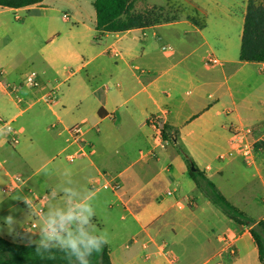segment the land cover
<instances>
[{"label":"crops","instance_id":"0c3cea01","mask_svg":"<svg viewBox=\"0 0 264 264\" xmlns=\"http://www.w3.org/2000/svg\"><path fill=\"white\" fill-rule=\"evenodd\" d=\"M238 1L135 0V12L171 5L182 12L172 21L122 33L96 29L94 0L0 6L3 82L21 85L34 70L17 75L15 55L23 43L25 58L19 60H29L43 81L39 89L21 86L14 96L0 91V114L14 120L19 132L17 144L0 132V236L24 245L71 246L98 235L112 264H215V250L230 234L236 255L223 264H261L249 228L234 223L197 187L179 149L230 202L264 221V144L251 161L220 158L230 150L233 128L264 129V81L258 94L249 81L255 66L264 75V63L241 61L238 42L231 40L235 28L241 47L248 0L236 13ZM162 40L173 45L159 48ZM190 55L194 59L181 65ZM209 57L219 64H208ZM55 84L59 99L46 105L40 98ZM75 124L84 125V139L94 150L70 162L66 154L77 147L67 129ZM164 126L176 139L162 137ZM103 172L117 177V191L92 190V182L103 183ZM16 174L32 194L4 191ZM233 183L248 185L249 192L240 188L236 195ZM42 195L47 197L38 228L24 231L32 220L25 202ZM183 197L193 205L177 206ZM62 219L66 230L49 237L45 231ZM199 230L207 232L205 243L190 245ZM74 238L76 243L66 244Z\"/></svg>","mask_w":264,"mask_h":264},{"label":"trees","instance_id":"16d2710c","mask_svg":"<svg viewBox=\"0 0 264 264\" xmlns=\"http://www.w3.org/2000/svg\"><path fill=\"white\" fill-rule=\"evenodd\" d=\"M43 0H0L1 7L22 8L39 5ZM135 0H94L96 29L100 33H122L135 28H146L177 18H162L155 11H133ZM240 60L264 63V0H248L241 37ZM162 137L176 139L167 126ZM256 148V147H255ZM187 163L188 173L206 197L237 225L249 228L264 264V221L256 220L234 205L195 164L192 157L179 146ZM196 170L192 171L191 167ZM0 264H112L108 244L93 235L71 246L54 242L24 245L0 236Z\"/></svg>","mask_w":264,"mask_h":264},{"label":"built area","instance_id":"2783aa9c","mask_svg":"<svg viewBox=\"0 0 264 264\" xmlns=\"http://www.w3.org/2000/svg\"><path fill=\"white\" fill-rule=\"evenodd\" d=\"M19 18V17H17ZM207 63L210 65L219 64V60L216 57H209ZM21 86H27L31 89H39L43 86V81L41 79V74L37 70H30L20 84L14 83H4L3 82V72L0 70V91H4L11 96L17 95ZM18 99H20L18 97ZM46 105L52 106L57 103L59 99V87L58 85H51L45 92H43L40 98ZM0 132H5L8 136V142L11 144H17L19 141V132L14 120L5 119L0 117ZM70 136L71 144L76 145L77 149L73 153L66 154V159L70 162L75 161L80 156H89L93 152V145L91 142H87L84 139V125L75 124L67 129ZM262 132H256L252 126L248 127H235L232 130V138L230 141V150L220 156V158L226 157H243L251 161L254 157L255 144L258 142H264V129L260 130ZM259 134V135H258ZM258 135V136H257ZM256 136V137H255ZM104 177L103 183H98L97 181L92 182V190H113L117 191L120 188V183L116 176L109 175L105 172L102 173ZM27 189V192L32 194L33 191L28 188L27 180L19 175H13L10 181L6 184L4 191L6 193H12L16 190ZM166 195L173 196L174 191L168 190ZM46 195L35 196L33 201H26V206L30 209L32 213V220L29 221L24 231H33L38 228L37 220L43 215L44 208L43 203L46 199ZM176 205L181 207L184 205L192 206L193 200L191 198H178L176 200ZM80 215V213L78 214ZM66 220L62 219L50 226L45 233L49 237H57L62 235L66 230ZM223 241L230 248V254H236V249L233 246L234 237L230 234H225L222 236Z\"/></svg>","mask_w":264,"mask_h":264},{"label":"rangeland","instance_id":"374dc122","mask_svg":"<svg viewBox=\"0 0 264 264\" xmlns=\"http://www.w3.org/2000/svg\"><path fill=\"white\" fill-rule=\"evenodd\" d=\"M48 1H50V0H48ZM240 4H241V0H239L238 1V3H237V5H236V8L233 10V12L235 11L236 13H238L239 12V6H240ZM65 8H63V10H64ZM154 10L155 11V14L156 15H160L163 19L164 18H170V17H173V16H178V15H180L181 14V12H182V10H180V8L179 7H176V6H169V7H167V8H161V7H154V8H151L150 10ZM2 15H4V16H6V18H8V19H10V20H12L14 23H16L17 21L14 19V15H10V13H3ZM16 26H17V28H22L21 26H23L21 23H18V24H16ZM238 30H236L235 28L233 29V32H232V35H231V40H232V43L234 42V41H237L238 42V50H237V54H236V56H239V53H240V39H239V34H238V32H237ZM47 37V36H46ZM3 44L2 43H0V47L2 46ZM162 45H173L170 41H168V40H162V41H159V48H161L162 47ZM26 44L25 43H23L22 45H21V50L19 51V50H16V52L17 53H19V54H17V55H15V53H14V51H11V50H9V48H8V50H7V52L9 53V52H11V53H14V54H12L11 56L13 57L14 55H15V57H16V60L18 61V62H21V60H19L21 57H20V55L22 54V57L23 58H25L24 57V55H25V53H26ZM23 49V50H22ZM161 53L163 54V55H165L166 54V52L165 51H161ZM183 56H180V59L182 58ZM183 60L181 61V65H185V64H188V62H191L193 59H194V55H190L188 58H182ZM18 62H16L17 64H16V66H17V75L18 76H20L21 74H23L25 71H28V70H30V69H34V70H36V67L35 66H33L32 64H31V62L29 61V60H27V59H24L21 63H18ZM176 62V61H175ZM253 70H255V74H254V76L252 77V78H250V85H254V88H255V91H256V93H257V91H258V89L261 87V83H263V81H264V75H260V71H259V66H255V67H253ZM253 83V84H252ZM59 94H60V90H59ZM258 94V93H257ZM60 96V95H59ZM0 117H2V118H4L1 114H0ZM6 119V118H5ZM262 132H260L259 131V134H261ZM258 134V135H259ZM257 135V136H258ZM256 137V136H255ZM262 144H264L263 142H258V143H256L255 144V147L257 148V147H260ZM223 150V148H221L220 149V151H222ZM62 158H63V156H62ZM138 158V155L136 154V153H134V156H133V159L135 160V159H137ZM140 163H137V165H139ZM249 171H251V173L253 172L252 171V169H249ZM232 186L233 187H235V191H236V195H240V188L242 189L241 190V192H242V194L243 193H247V192H249V186L248 185H246V184H244V183H242V185L241 184H237V183H233L232 184ZM245 227V226H244ZM245 228H247V227H245ZM90 231V230H89ZM85 233H87V231H85ZM84 235L85 234H83V235H80L79 237H80V239L82 238V237H84ZM206 238H207V232L206 231H197L196 232V234H195V237L194 238H192L190 241H189V244L190 245H195V246H197V245H202V244H204L205 243V241H206ZM76 239L74 238L73 240H67L66 241V244H70L71 242H73V243H76ZM222 243H223V245H222V248L221 249H216L215 250V252L216 251H218L217 252V255L214 257V259H213V262L215 263V264H220V262H222L221 264H223V261H225V257H227V258H229L230 256L231 257H233V256H235L236 254H234V255H231L230 254V248L228 247V245L224 242V241H222ZM175 250H177V251H179L180 252V248L179 247H177V246H172Z\"/></svg>","mask_w":264,"mask_h":264},{"label":"water","instance_id":"95a60500","mask_svg":"<svg viewBox=\"0 0 264 264\" xmlns=\"http://www.w3.org/2000/svg\"><path fill=\"white\" fill-rule=\"evenodd\" d=\"M191 170H192V171H195V170H196L195 166H192V167H191Z\"/></svg>","mask_w":264,"mask_h":264}]
</instances>
